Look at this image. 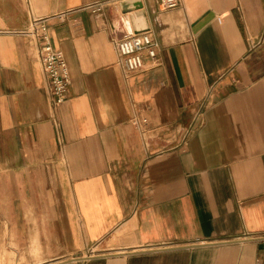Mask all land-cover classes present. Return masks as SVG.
Returning a JSON list of instances; mask_svg holds the SVG:
<instances>
[{"label":"crops","instance_id":"0c3cea01","mask_svg":"<svg viewBox=\"0 0 264 264\" xmlns=\"http://www.w3.org/2000/svg\"><path fill=\"white\" fill-rule=\"evenodd\" d=\"M120 1L0 0V264H264V0H141L157 54L129 76ZM67 10L54 108L17 31Z\"/></svg>","mask_w":264,"mask_h":264},{"label":"built area","instance_id":"2783aa9c","mask_svg":"<svg viewBox=\"0 0 264 264\" xmlns=\"http://www.w3.org/2000/svg\"><path fill=\"white\" fill-rule=\"evenodd\" d=\"M160 2L165 8H173L179 5L180 0H160ZM106 4L107 1H96L82 8L93 12H101ZM72 11L74 10H67L43 17L31 15L29 25L25 29L17 31L28 35L32 40L37 42L38 57L44 71L48 91L51 95L54 108L67 98L71 84V75L64 52L56 48L52 43L49 32V20L54 17L65 18ZM116 47L128 76L143 69L145 63L142 53L144 50H147L152 57H155L157 54V42L154 40L149 30L139 33L129 32L116 41ZM131 123L142 132L147 133L148 129H150V120L145 115H135L132 117ZM154 129L156 131V128ZM189 131V129L186 131V136ZM246 237L264 242V235L253 236L247 234ZM257 264H260V262L258 261Z\"/></svg>","mask_w":264,"mask_h":264},{"label":"water","instance_id":"95a60500","mask_svg":"<svg viewBox=\"0 0 264 264\" xmlns=\"http://www.w3.org/2000/svg\"><path fill=\"white\" fill-rule=\"evenodd\" d=\"M120 6L124 13H128L133 9H140L130 13V19L135 33L150 30L149 20L146 12L142 9L143 4L141 0H121Z\"/></svg>","mask_w":264,"mask_h":264}]
</instances>
